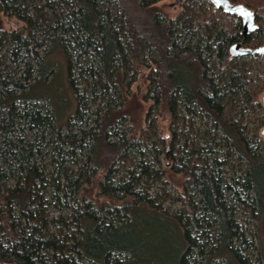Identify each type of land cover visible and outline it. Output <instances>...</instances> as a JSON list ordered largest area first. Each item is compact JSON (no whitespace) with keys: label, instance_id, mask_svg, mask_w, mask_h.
I'll return each mask as SVG.
<instances>
[{"label":"trees","instance_id":"obj_1","mask_svg":"<svg viewBox=\"0 0 264 264\" xmlns=\"http://www.w3.org/2000/svg\"><path fill=\"white\" fill-rule=\"evenodd\" d=\"M162 1L0 0V264H133L116 233L168 213L146 190L168 174L178 264H264V58L230 56L241 22L208 0H175V18ZM229 1L254 12L245 47L264 45V0ZM54 49L76 100L65 127L29 95ZM139 77L149 107L127 134Z\"/></svg>","mask_w":264,"mask_h":264},{"label":"rangeland","instance_id":"obj_2","mask_svg":"<svg viewBox=\"0 0 264 264\" xmlns=\"http://www.w3.org/2000/svg\"><path fill=\"white\" fill-rule=\"evenodd\" d=\"M158 6L162 13L170 18H175L180 10L175 0L162 1ZM10 25L12 26L11 22L0 16V26L3 29H8ZM45 61L47 67L54 69L53 74L49 81H38L29 95L32 98H40L36 103L37 106L49 110L55 122L65 127L69 117L76 111V100L67 81L66 64L58 49L52 50ZM9 67L10 69L7 70L11 74L16 73L15 66ZM146 85L144 78L139 77L126 95L125 104L133 122V125H125L127 134L138 131L144 124L145 113L149 107V103L143 101ZM261 94L262 99L264 93ZM167 176L168 183L152 182L146 190L153 196L160 192L164 193L161 209L168 213L160 215L149 211H138L133 215L130 225L122 227L116 233L115 239H119L118 241L123 240L134 244L136 255L133 264H178L186 249V240L181 226L172 217L175 211L181 209V204L175 201L181 188V179L171 174ZM240 216H243V212H240ZM122 259L123 257H120L119 260Z\"/></svg>","mask_w":264,"mask_h":264},{"label":"water","instance_id":"obj_3","mask_svg":"<svg viewBox=\"0 0 264 264\" xmlns=\"http://www.w3.org/2000/svg\"><path fill=\"white\" fill-rule=\"evenodd\" d=\"M215 8L222 10L225 14L236 16L241 22V31L239 35L242 40L229 49L232 57L261 56L264 58V45L257 48L245 47L246 38L257 31L258 26L255 23L254 12L242 4H233L229 0H208ZM264 107V97L261 99ZM264 135V128L262 130Z\"/></svg>","mask_w":264,"mask_h":264},{"label":"bare ground","instance_id":"obj_4","mask_svg":"<svg viewBox=\"0 0 264 264\" xmlns=\"http://www.w3.org/2000/svg\"><path fill=\"white\" fill-rule=\"evenodd\" d=\"M241 58V57H240Z\"/></svg>","mask_w":264,"mask_h":264}]
</instances>
